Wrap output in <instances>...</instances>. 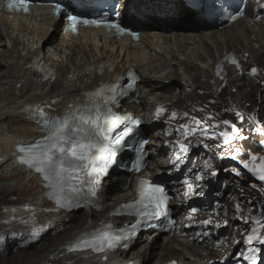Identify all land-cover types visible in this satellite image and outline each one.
Returning a JSON list of instances; mask_svg holds the SVG:
<instances>
[{"label": "bare ground", "instance_id": "obj_1", "mask_svg": "<svg viewBox=\"0 0 264 264\" xmlns=\"http://www.w3.org/2000/svg\"><path fill=\"white\" fill-rule=\"evenodd\" d=\"M164 1L178 24L172 26L176 28L175 32L161 35L162 44L155 55L151 54V50L155 49L154 42L160 32L150 25H145L141 33V44H130L101 38L97 35L98 31H85L80 37L59 35L57 30H49L46 13L17 19L0 17V235L4 236L0 242V264H127L128 261L132 264H159L170 258L177 259L180 264H210L214 257L219 260L227 258L225 248H214L203 240L194 241L186 237L184 242L173 238L161 241L155 237L137 238L128 249L118 248L108 252L104 261L89 251L69 252L67 245L82 233L102 229L109 221L121 223L124 220L109 219L105 213L90 214L87 210L68 214L40 212L45 202L39 179L16 165L11 151L12 145L20 139L26 141L39 135L23 108L33 101L49 103L54 96L62 97L59 103L63 106L71 102L81 86L65 81L68 70L79 69L90 60L105 64V77L121 72L127 63H134L147 84L146 88L139 89L143 104L128 105L135 113L141 114L151 100L166 102L175 98L173 104L182 105L188 101L186 104L217 114L222 108L221 102L216 105L212 101L231 98L233 106L240 103L250 116L257 117L259 105L264 101V87L259 89L260 86H256L250 76L241 80L232 67L227 68L222 84L214 76L209 63L225 52H230L241 62L238 54L243 51L247 52L249 63L243 68L246 72L253 64H258L261 72L264 71V32L260 24L246 18L236 27L222 30L207 28L205 23L194 21L196 11L185 8L177 0ZM133 8L139 9V6L133 3ZM124 11L127 12L125 8ZM39 43H42L43 59L47 64L56 66L61 76L52 83L37 84L31 75L19 77L21 70L14 64H6L5 56L20 55L21 51H30L31 45ZM199 61L209 63L199 70L196 65ZM241 64L245 66V62ZM160 80L178 85L179 90L169 94L159 93L157 87ZM261 80L264 82V76H260ZM186 81L193 84L192 91L183 93L182 83ZM239 82L242 84L233 92L234 84ZM86 83L80 82L81 85ZM258 137V144L263 149L259 142L264 140V135ZM155 160L160 161L157 158L153 162ZM160 162L168 164L167 159ZM155 167L156 164H152L149 170ZM126 197L127 193L119 191L114 183H108L103 204L111 207ZM238 197L240 200L243 198L239 194ZM23 204L31 208L21 210L19 205ZM229 214L231 216L223 217L233 227L236 224L234 213ZM207 227L208 224L201 228L204 230ZM34 231L41 233L39 241H44L39 249L31 251L36 247L31 240ZM229 234V239H233L235 232L230 231Z\"/></svg>", "mask_w": 264, "mask_h": 264}, {"label": "snow or ice", "instance_id": "obj_2", "mask_svg": "<svg viewBox=\"0 0 264 264\" xmlns=\"http://www.w3.org/2000/svg\"><path fill=\"white\" fill-rule=\"evenodd\" d=\"M29 4L30 0H7L8 9L17 8L22 9L24 12L29 11ZM53 12L57 16L66 13L69 21L68 27L73 31H76L77 26L81 23L96 26L104 24L105 27L115 29L119 34L128 33L138 38L137 33L130 32L129 29L122 27L120 23L106 17L88 19L80 15H73L67 12V9L62 8L59 3L54 5ZM116 15L119 16V12ZM241 15L243 13L237 11L228 18L236 20ZM226 59L236 65L237 68L240 67L235 56H228ZM40 71L47 72L48 70L41 68ZM85 71L89 72L92 69H85ZM221 71L222 67L218 65L217 75H220ZM257 73L258 69L253 67L249 75L255 76ZM128 76L130 81L127 84V89H132L135 86L137 76L132 71L128 72ZM43 78L49 79V75H45ZM51 78L54 79V75ZM127 89L119 90L118 84H102L96 89L84 93L83 99L69 105L62 115L50 114L45 112L41 106H35L33 118L40 125L43 134L33 142L19 144L18 159L20 163L41 174L45 186L50 189L47 193L48 198L53 200L58 207H80L79 201L81 199L89 200V198L95 197L101 178L106 176L109 169L116 163L117 154L125 145V138L140 126L141 121L139 119L128 114L120 115L114 112L111 106L117 102L119 95H127ZM227 110L232 111V109ZM164 111L163 107L157 108L156 117L159 118ZM183 116L189 117V114L185 112ZM236 116L243 121L244 116L242 113L237 111ZM176 117L177 113L173 111L171 118L175 119ZM249 119L256 124V132L264 135V125H261L259 119L255 115L250 116ZM209 121L214 122L209 123ZM120 125L125 126L124 130L114 135V131ZM221 126H223L222 131L219 130ZM209 129L213 131H209ZM176 132L180 136L175 141L177 151L173 159L177 171L179 166L188 159V153L191 151L189 137L199 135L208 139H219L223 145H230L237 138L240 140L246 139V137L239 135L240 129L231 121L215 120L211 115L206 120H200L192 116L187 123L180 124L176 128ZM168 135H172V132L169 131ZM147 143V140L138 141V147L134 149L136 156L131 162L132 171L139 172L143 167L144 145ZM259 143L264 146V140ZM204 147L209 152L212 151L208 144H204ZM220 147L221 144H216V148ZM218 155L223 158V153H218ZM241 155V149H235L231 153V157L239 166L226 168L224 171L243 178V169L255 181L264 182V153L249 150L247 159H241ZM212 161V156L204 159L202 169L210 170V175L216 177L217 169ZM193 167H195V162H193ZM191 172L192 169L189 168L184 173L183 183L186 185L188 192H194L198 186L190 178L189 173ZM203 179L202 171L194 177L197 182L203 181ZM250 187L257 189L258 185L256 182H252ZM258 190L264 194V187H259ZM241 192H243V189H241ZM136 193V198L120 206L121 209L137 218L134 223L128 227L115 230L112 229L111 225H105L102 229L95 230L92 233H82L81 236L67 246L68 251L76 252L90 249L93 252L102 253L117 247L121 241H127L128 237L134 234L142 224L159 217L168 218L169 197L163 186L155 184L147 178H140L137 181ZM198 194L203 195V192L201 191ZM251 203L249 201L250 205ZM235 209L238 214L241 212L239 203L235 205ZM51 210L46 209V211ZM119 211L120 209L113 214H118ZM191 211L196 213L198 209L192 208ZM251 211L252 208L249 207V213ZM236 218L242 220L245 225L250 224V229L246 230V234L243 236L247 251L241 252L239 255L248 264H258L262 260L260 246L264 245V204L260 206L257 215H237ZM172 223L173 221L168 219V225L171 226ZM201 223L207 225L212 223V220L209 218L201 221ZM227 224L228 221L225 220L224 225ZM215 226L219 228L221 224L217 222ZM204 235H208V233L205 232ZM38 236L39 233L34 231L33 239L38 238ZM3 240L4 236L0 235V242ZM123 247L127 248V243H124Z\"/></svg>", "mask_w": 264, "mask_h": 264}, {"label": "rangeland", "instance_id": "obj_3", "mask_svg": "<svg viewBox=\"0 0 264 264\" xmlns=\"http://www.w3.org/2000/svg\"><path fill=\"white\" fill-rule=\"evenodd\" d=\"M255 84L257 86L260 85V83H258V82H256ZM263 87L264 86H261V88H263ZM257 118L264 124V101L259 105V112H257ZM233 120L240 126L241 130H243L246 134L249 135V137L246 140L242 141V142H240V141L239 142H236L235 141V142L231 143L228 146L229 148H227L225 150V152L228 153V154H231L232 152L235 151L234 148L237 145L236 149L239 148L241 150H245V151H247V153H248L249 150H252L254 152L263 153L262 147L258 144V140H259L258 134L256 135L252 131L251 127L248 126V124L246 123V121L244 119H243V121H241L239 118H234ZM242 156H245V154L242 155ZM245 187L246 188H242L243 189V192H241V189H239V192H238L241 197H243V195L245 194V196L243 197L242 202H245L246 203V200H248V198L253 199V200L260 201L261 198L264 196V194H262L258 190L260 186H258L257 189L251 188L250 187V184H248ZM253 206H254V203H251V205L248 204V209H249V207L252 208ZM244 207H245V205H244ZM252 210H254V209H252ZM220 212H222V211H220ZM234 228H235V226L232 229H234ZM35 248L39 249L40 247H39V245H36V247L31 248V251L33 249H35ZM226 253H227V251L225 249L224 254H226Z\"/></svg>", "mask_w": 264, "mask_h": 264}]
</instances>
